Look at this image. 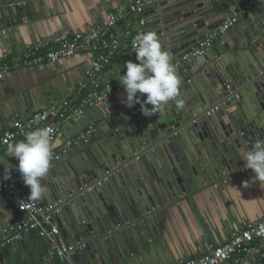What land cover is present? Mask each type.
Here are the masks:
<instances>
[{"label":"water","instance_id":"water-1","mask_svg":"<svg viewBox=\"0 0 264 264\" xmlns=\"http://www.w3.org/2000/svg\"><path fill=\"white\" fill-rule=\"evenodd\" d=\"M31 1L0 0V17L9 20V26L15 25L16 13L18 10L23 13ZM227 2L230 15L239 12L245 4L239 0H145L143 15L147 23L144 29L156 32L162 47L171 53L172 63L181 79L184 107L177 108L174 102H170L163 112L150 117L145 116L137 105L131 107L134 111L129 112L131 115L117 112L106 120L107 128L102 131L104 142L99 143V150H94L91 144L74 145L60 160L52 161L48 177L42 179L48 192L44 199L34 202L41 206L58 204L60 211L54 215L55 220L61 225L63 215H67L73 229L69 233L64 229L62 233L69 234L71 244L85 242V252L93 259L96 258L97 239L108 243L119 234L123 236L126 228L130 231L139 230L144 225L155 231L156 220L162 218L163 207L170 203L165 191L175 195L174 198L183 194L179 188L182 182L175 180V176L179 178L180 172L183 181L187 180L189 188L195 190L190 178L196 185L204 186L211 183L214 176L246 169L245 161L240 158L241 151L246 148L251 150L255 141L264 140V2L262 9L255 8L241 16L228 36L221 35L209 50L205 59L214 57L213 60L219 61L213 66L204 64L205 74L212 79V91L200 89L198 81L191 78L192 72L178 67L183 56L195 49L208 32L226 18L217 20L207 29L209 17L204 14L208 10L205 6L215 8ZM205 28L207 31H203ZM239 30L242 33L245 31L240 37L235 34ZM232 56L237 59L236 63ZM243 57L249 60L253 58L257 66L250 63L247 68L243 64ZM222 72H226L224 78L221 77ZM250 92L254 95L250 96ZM221 106L226 108L231 119L225 135H221L222 138H228L225 141L231 147L229 151L224 145L225 154L221 152L214 136V133H221L216 129L213 132L207 120L214 121L219 116L216 112ZM186 132L192 138V144L186 138ZM167 148L174 157L170 156L163 162L160 159ZM146 159L150 162L156 181L150 179L151 173L147 169L141 176L134 172L138 166L146 164ZM171 166L175 169L170 172ZM60 167L67 170L68 177ZM115 175H118L124 188H128V183L133 185L134 198L131 195L132 204L128 203L134 211L132 216L127 213L126 204L104 194L107 182ZM99 181L102 185L96 186ZM156 183L162 184V187L153 189ZM27 192L30 193L29 187ZM127 192L130 196L129 190ZM157 193L164 194L165 204L159 202ZM90 195L103 202L104 218L98 217L91 209ZM71 208L80 213L84 210L88 218V221H81L80 218L84 230L74 223ZM140 222L144 225L140 226ZM31 235L34 238L36 233ZM40 240L47 247L45 239ZM25 243L26 240L12 243L0 250V260L3 261L4 255L17 253L21 245L26 246ZM75 260L77 264H88L79 249L75 253ZM261 264H264V260Z\"/></svg>","mask_w":264,"mask_h":264},{"label":"crops","instance_id":"crops-1","mask_svg":"<svg viewBox=\"0 0 264 264\" xmlns=\"http://www.w3.org/2000/svg\"><path fill=\"white\" fill-rule=\"evenodd\" d=\"M130 1L33 0L25 6L23 13L18 10L15 25L9 26V20L4 16L0 17V58L5 57L10 62H14L21 59L23 51L29 44H34L40 40H49L67 32L86 31L95 24L103 22L109 11ZM239 1L247 3L248 0ZM263 2L264 0H258L255 8L262 9ZM228 4L229 2L215 8L205 6V9L208 10L204 14H208L209 17L206 22L207 29L217 20H222L230 15ZM120 27L122 29L123 24ZM206 28L203 31H207ZM230 31L225 33L226 36ZM210 33L211 31L208 32L207 36ZM243 33L240 30L238 34L235 32L239 37ZM208 54L209 51L205 56L192 59L184 65L187 71L192 72L191 78L198 81L200 89L203 91H212L210 87L212 79L205 74V65L213 66L219 62L213 60L214 57L205 59ZM92 59L93 55L91 54H78L74 57L63 58L57 63L23 67L7 74L0 81V136L12 127V122L16 117L27 118L38 110L74 98L78 85L85 82L89 83L85 72ZM122 60V58H116L108 71L98 77V82H119L121 75L125 74L124 60ZM233 60L234 63L237 62L235 57ZM242 60L247 68L250 67V63L257 66L253 58L249 60V58L243 57ZM225 73L222 72V78H224ZM218 78H216L217 81ZM249 95L252 96L254 93L250 92ZM137 106L141 107V105ZM117 112L126 115H131L129 112L134 113L132 108L126 104V92L94 107H88L82 116L63 123L62 132L52 143V149L59 150L66 138L76 139L90 124H97V132L88 144H91L94 150H99V143L104 142L102 131L107 128L106 120L112 115L115 116ZM216 113L219 116L217 115L214 121H210L209 118L207 120L213 132L216 129L221 133L220 135L214 133V136L221 152L225 154L224 145L229 151L231 147L230 143L226 142L228 138H222L221 135H225V131L228 130L227 125L231 124V119L224 106H221ZM230 133L232 132L230 131ZM23 138H18L13 142ZM186 138L192 144V138L187 132ZM199 140L197 141L199 142ZM222 141L225 142L223 146ZM162 154L163 156L158 153L163 162L170 156L174 157L169 148ZM197 157L198 155H196ZM18 163L17 158L7 155V146L3 147L0 152V167L8 164L18 165ZM145 163L138 166L134 172L141 176L147 169L151 173L150 179H156L150 162L146 159ZM172 166L168 171L171 172L177 167V165ZM60 170L68 177L64 167H60ZM58 177L56 179H59ZM254 178L255 173L251 169L240 168L238 171L214 176L213 181L204 186L196 185L193 178H190L191 184H194L193 187L196 188L192 190L189 188L187 180L183 181L180 172L179 178L175 176V180L178 183L182 182L179 184V188L183 190V194L174 198L175 195L165 191L166 198L169 199L168 202L170 203L167 206L163 205V216L156 220L155 231L154 229L149 230L144 223L140 222V226L144 225L140 227L141 229L130 231L129 228H126V233L123 236L119 234L115 240L112 238L113 240L108 243L106 240L97 239L95 259L85 252V248L80 249V251L84 253V258L88 264H178L183 259L202 256L209 244H224L238 229L247 226L249 223L264 220V185H261ZM142 180L144 179L142 178ZM245 182H247L246 185ZM107 184L104 194L110 195L109 197L114 201L122 202L123 205L126 204L127 213L132 216L134 211L128 203L132 204L131 195L134 198L133 185L126 183L128 188H124L118 175L110 179ZM158 187H162V184L156 183L155 187L153 185L155 190ZM20 188L28 191V186L24 182H21ZM158 196L159 202L165 204L163 203L164 194L159 193ZM90 197L91 209L98 217L104 218L103 202L93 195ZM71 210L73 211L71 215L74 217V223H77L76 226L84 230L82 223H80V218L81 221L84 219L88 221L87 216L83 213L84 210H81L83 214L73 208ZM22 217L23 213L12 202L0 195V239H2L5 231L17 224ZM55 222L61 232L57 239L64 244H71L69 234L62 233L64 229L68 233L73 230L69 217L63 215L61 225L56 220ZM23 240H26V246L21 245L18 252H14L11 256L4 255L0 264H69L58 257L52 247L51 239H45L47 247L44 242H41L40 233H36L34 238L31 233H26L23 239L17 242L21 243ZM263 260H246L245 264H261Z\"/></svg>","mask_w":264,"mask_h":264},{"label":"built area","instance_id":"built-area-1","mask_svg":"<svg viewBox=\"0 0 264 264\" xmlns=\"http://www.w3.org/2000/svg\"><path fill=\"white\" fill-rule=\"evenodd\" d=\"M145 0H131L109 11L103 22L95 24L86 31L67 32L49 40H40L27 45L21 59L10 62L5 57L0 58V81L15 69L23 67L42 66L57 63L63 58L74 57L78 54H91L93 59L86 70L89 83L78 85L74 98H69L50 107L32 113L27 118L16 117L12 127L0 136V152L7 144L24 137V133L40 127L50 126L53 129L52 143L60 136L63 123L76 119L84 114L85 109L94 107L106 100L120 95L124 87L116 81L98 82V77L111 67L116 58H122L124 64L136 61V54L132 47V40L139 32H144L147 19L143 15ZM258 4V0H248L239 12L226 17L211 33L193 49L185 54L178 67L192 59L205 56L213 47L214 42L223 34L233 29L240 17L249 13ZM121 24L123 28L121 29ZM55 54V60L49 54ZM126 69H124V73ZM146 98V94L140 97ZM137 105H140L137 103ZM211 114V112H209ZM42 117L39 121L36 117ZM97 132V124H90L78 138L68 137L59 150L52 149V161L60 160L68 154L74 145L91 142ZM17 165L8 164L0 167V195L9 199L15 207L23 213L21 220L5 231L0 239V250L12 243L23 239L26 233H40V238L52 240V247L58 257L69 264H77L76 251L85 248V242L64 244L57 237L60 228L55 222L54 215L60 210L58 204L41 206L29 201L30 193L20 188L22 176L16 170ZM11 169V178L5 179L6 169ZM98 182L96 186H101ZM264 259V220L249 223L235 231L230 240L224 244H209L202 256L181 260L178 264H245L247 261Z\"/></svg>","mask_w":264,"mask_h":264},{"label":"clouds","instance_id":"clouds-1","mask_svg":"<svg viewBox=\"0 0 264 264\" xmlns=\"http://www.w3.org/2000/svg\"><path fill=\"white\" fill-rule=\"evenodd\" d=\"M132 47L137 62L127 61L124 64L126 72L119 80L126 91L127 106L139 103L142 113L149 117L163 112L170 102H174L177 108H183L181 79L172 63L171 53L162 47L157 33L139 32L132 40ZM49 56L53 61L56 58L52 53ZM145 94L146 99L141 100ZM40 119L42 117H36L37 121ZM52 134L53 129L45 126L24 133V138L19 141H4L7 155L19 161L16 170L30 189L29 201L42 200L48 192L41 181L49 174L52 164ZM240 158L245 161L244 167L255 173L254 179L264 185V140L255 141L251 150H242ZM4 178H11L10 168L6 169Z\"/></svg>","mask_w":264,"mask_h":264}]
</instances>
